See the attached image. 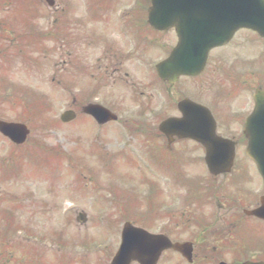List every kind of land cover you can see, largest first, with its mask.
<instances>
[{
  "label": "rangeland",
  "instance_id": "rangeland-1",
  "mask_svg": "<svg viewBox=\"0 0 264 264\" xmlns=\"http://www.w3.org/2000/svg\"><path fill=\"white\" fill-rule=\"evenodd\" d=\"M127 1L122 0L119 6H131L132 2L127 3ZM14 2L13 0L12 4L6 3L5 6H18ZM78 2L79 0H57L60 8L63 7L69 11L70 16L64 17L65 11L62 14L51 11L48 19H35L32 23L41 32L42 28H46L48 31L58 29L62 20L68 17L73 19V12H82L86 8L84 4L79 5ZM39 14L40 12L37 16ZM124 17L127 15L125 14ZM16 30L18 34L21 33L19 24ZM6 31L11 35L8 30L2 28V32ZM17 33L15 32V34ZM54 33L52 32L50 40L43 44L42 54L35 53L33 55L35 61H24L22 56L20 57L14 51L12 63H8L7 66L3 61L0 62L2 64L0 77L9 76L10 78L8 84L1 79L4 84L2 87L4 92L0 97V115L3 119L12 121L25 119L31 127V133L21 148H15L8 140L0 137L2 163L11 159L15 164L19 157L24 159L22 166L18 169L19 177L16 182L12 185H5V187L2 186L4 184H0V205L7 204L10 208L14 207L16 210L15 219L20 225V229L17 230L14 237H7L5 240V235H0V256L11 255L13 260L11 264H62L63 262L66 264H104L118 248L121 223L128 217L122 216L123 210L128 215L135 213L138 215L141 211L135 207L137 202L134 206L130 203H133L134 199H140L139 189L143 193L147 192L146 186L143 185L144 181L139 179L137 171H142L144 175H146V171H151L149 167L145 166H142L141 169V163L135 164L132 158L129 165L124 166L122 161H124L125 155L129 154L136 157L138 161L141 159L144 161L146 159L144 153L147 150L145 144L152 145L153 141L148 142V140H151V136L154 138L155 131L150 123L149 126L143 127L144 131L136 130L134 134L129 133L130 128L141 126L134 122L139 118L137 106L116 94L126 91L124 88L112 90L100 88L96 92V96L100 98L99 101L109 106L110 109L113 108L112 111L118 115L119 120L116 123L99 127L93 124V120L84 118L80 104L88 103L91 99L87 88L89 82H93L89 71L87 72L84 67L93 70L96 57L101 56L102 48L93 47V44L86 45L84 41L80 44V41L74 36L79 31L74 29L65 32L66 37L63 43L61 42V38H64L63 35L55 36ZM247 34V32L241 31L237 39H243L244 42L247 40L246 38H249ZM141 36L139 31L128 26V39L136 45L140 44L141 52L147 56L153 48L149 45L150 40L141 38ZM258 41L255 40V43ZM250 42L254 43V40ZM242 43H238L240 57L243 56ZM14 44L17 42L14 41ZM228 48L231 49V55L235 53L233 43ZM259 49L263 51L264 57V41H260ZM24 53L26 56L23 57L27 59L28 54L25 51ZM212 61L204 73L193 80L196 91H200V86H203L205 91L211 81L219 83L220 86L224 85L225 80L219 76V72L213 70V68H217V63L214 62L215 60ZM79 66L81 72L78 73L77 67ZM4 68H7V71ZM246 85L248 82L240 84L241 87ZM79 88L82 89L81 92L78 91ZM23 90H29L36 95L37 102L34 106H32L31 97L21 93ZM29 103L32 106L31 109ZM68 108H74L77 118L73 122L64 124L59 117ZM149 116L148 118L153 117L152 114ZM97 150L113 155L120 162L122 174L113 179V174L117 172L111 174L106 167H103L97 159L92 157L94 151ZM119 154L122 155L118 157ZM49 155L50 158H48ZM78 156L85 157L89 166H95L98 184L92 174L88 172V168H77L79 173L82 172L85 177H83L82 183L79 182L80 180H76L78 172L75 173L74 166ZM122 157L124 159L120 160ZM105 165L111 168L113 162L106 159ZM136 165L140 168L137 169ZM249 167V162L243 166V168ZM31 173H34V176L30 179ZM147 179L151 183L155 182L154 178ZM165 183L166 181L161 177V188L166 187ZM132 189L133 197L131 198ZM175 192L176 195L173 194L172 201L179 208L183 202L184 189L178 186ZM123 195L127 198V200H123L127 201L126 205L113 204L110 206V202H113L115 196ZM157 200L159 201V196ZM19 204L21 207L18 206ZM141 206L143 210V205ZM212 208H214L213 205L206 207L207 210ZM79 212L86 214L87 220L83 224L76 220ZM132 218L136 221L134 222L137 226L146 227L136 217ZM152 223H154L155 230L163 225L159 218ZM195 242L196 254H198L196 257L199 263L215 264L221 259L228 262L234 261L231 253L227 254L220 250L210 251L208 259L205 261L200 252L202 251L200 248L202 239L198 238ZM31 244V251L27 256L28 253L23 252L30 250ZM261 254L256 253L259 256ZM251 255L253 253H249L247 256ZM83 261L87 263H82ZM181 262L180 256L167 251L159 264H180Z\"/></svg>",
  "mask_w": 264,
  "mask_h": 264
},
{
  "label": "flooded vegetation",
  "instance_id": "flooded-vegetation-1",
  "mask_svg": "<svg viewBox=\"0 0 264 264\" xmlns=\"http://www.w3.org/2000/svg\"><path fill=\"white\" fill-rule=\"evenodd\" d=\"M41 1V9L43 11V18L48 19V7L45 12L44 0ZM91 0H79L78 3L87 5ZM109 4V9L114 10L119 6L122 0H108L105 1ZM6 4V3H5ZM12 4V0L10 1ZM108 9V8H107ZM137 8L136 10H142ZM54 10H57L55 8ZM61 11V10H60ZM140 12V13H141ZM94 9L87 8L85 12L77 11L76 16L78 19L75 22V30L79 27L80 44L87 43L92 45L95 43L102 47V55L96 58V64L93 70H85L90 72L93 82L92 90L97 95V90L100 88L120 89L124 88L130 98L140 101V111L145 114L155 111L152 122L155 131V143L158 149V160H161V169L164 173L175 174L183 172V165L191 162L196 173H207L208 168L205 164V156L207 151L198 142L183 137L178 134L179 129L173 130L169 124H164L165 120L170 117L174 119H182L183 111L180 104L184 100H193L200 103L209 109L216 123V132L235 143V159L246 158L243 151L239 150L244 143L243 126L246 118L254 110L255 103L253 93L260 85L264 86V75H259L257 71V63L255 55H250L249 60L246 56L238 57L236 62L231 63L226 54L220 51L223 48H217L210 52V61L215 60L217 68L214 71L219 72V76L225 80L224 85L220 86L219 83L211 81L204 91V87L200 86V91L194 90L193 76H181L174 83L162 81L156 72V63L152 64L151 60H147L140 49V44H134L127 37L128 26L135 28L142 35L141 38H146L144 34L147 32L154 34V39H149V43H158L163 37H167L168 33L175 38L176 35L174 28L164 31H157L149 29L148 24L139 22L142 17H138V22L126 23H104V27L120 28L116 29L115 33H105L107 29H95L94 31H101L99 33L86 34L83 32L84 26L87 22L83 20H92ZM125 14V13H124ZM2 19V20H1ZM18 13L15 7L2 6L0 0V57L2 55V44L6 45L12 43L14 36H16L15 27L17 26ZM2 28L8 30L10 34L2 32ZM139 38V36H138ZM140 39V38H139ZM161 60V59H160ZM159 61V60H158ZM216 74L218 75V73ZM248 82L246 86H240ZM82 91L81 88L78 90ZM121 98L125 97L124 92L116 93ZM94 95L92 98L98 100ZM190 102L183 103V108L187 110L192 104ZM203 115V113H201ZM191 116L194 114L191 112ZM235 171L237 173L235 174ZM228 174H221L216 177H221L222 182L225 181L228 175L235 174L232 178H227V181H250L251 174L255 172V168H243V166L235 168L233 166ZM214 177V178H216ZM246 183V182H245ZM229 183L227 182L226 185ZM250 184V183H246ZM211 199L216 198L218 201L219 209L215 215V220L211 221L210 216L202 213V209L198 208L196 211L201 212L197 214L190 209L183 211L179 218L170 217L167 221L168 227L160 228V232L165 233L169 237H181L184 234L196 235L199 238H210L218 247L224 250L221 252H229L230 248L224 241L227 236L242 235L241 230H246L244 234H264V220L258 219L248 215H237L238 205L247 204L246 209L256 208L259 206L254 199V194L251 191L243 190L234 198H230L225 190L222 188V183L219 187L209 192ZM244 209V210H246ZM167 215H173L172 213ZM258 229V231H254ZM192 238H197L191 236ZM213 246V250L218 248ZM201 253H209L208 242L201 247ZM8 259L2 263V256H0V264H6ZM238 264V263H233Z\"/></svg>",
  "mask_w": 264,
  "mask_h": 264
},
{
  "label": "water",
  "instance_id": "water-1",
  "mask_svg": "<svg viewBox=\"0 0 264 264\" xmlns=\"http://www.w3.org/2000/svg\"><path fill=\"white\" fill-rule=\"evenodd\" d=\"M206 1L215 6L219 4V7H215L214 12L211 11L209 14L204 15L186 11L184 14L189 18L186 19L184 26L178 27L180 36L178 50L184 54L187 40L190 42L188 65L190 69L193 67L192 69L195 70L201 67L205 53L210 47L226 42L239 27L253 28L264 36V0ZM169 6V0H152L149 22L155 26L160 23L165 26L173 24V13L162 12L163 10L160 8ZM171 64L170 60L167 63H163L168 72H171ZM260 107L264 109V101H261ZM90 112L94 113L92 110ZM72 117V112H67L61 116V119L68 121ZM263 129L264 127L259 128L257 136H253L254 134L250 133L249 127L247 132L250 139L248 153L256 161L264 176ZM0 131L16 142L23 141L27 133L24 125L4 122H0ZM80 220H84V218L82 217ZM121 237V246L110 264H130L133 260L139 264H155L162 249L166 247H174L176 249V245L172 246L168 240L148 234L144 230L128 224L123 228Z\"/></svg>",
  "mask_w": 264,
  "mask_h": 264
}]
</instances>
